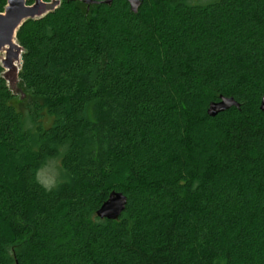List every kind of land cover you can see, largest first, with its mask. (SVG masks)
Segmentation results:
<instances>
[{
	"label": "trees",
	"instance_id": "16d2710c",
	"mask_svg": "<svg viewBox=\"0 0 264 264\" xmlns=\"http://www.w3.org/2000/svg\"><path fill=\"white\" fill-rule=\"evenodd\" d=\"M16 39L0 264H264V0H61ZM220 96L240 107L209 117ZM113 191L125 209L99 219Z\"/></svg>",
	"mask_w": 264,
	"mask_h": 264
},
{
	"label": "water",
	"instance_id": "95a60500",
	"mask_svg": "<svg viewBox=\"0 0 264 264\" xmlns=\"http://www.w3.org/2000/svg\"><path fill=\"white\" fill-rule=\"evenodd\" d=\"M28 0H7L4 11L0 13V66L3 69L1 77L6 81L9 90L15 95L9 85L11 73H15L18 86V73L22 65L23 49L18 44L16 34L19 28L27 20H37L44 17L46 14L56 10L61 0H33L31 4H27ZM65 2H81L87 7L94 4L102 3L110 5L113 0H64ZM128 3L132 13H137L141 0H124ZM18 66V67H17ZM231 107L239 108L240 105L233 98L220 96L216 102H211L207 108V115L215 117L221 112H224ZM259 110L264 113V95L261 97ZM127 203L126 197L119 192H111L108 199L102 203L96 211V216L99 219L117 220L124 211Z\"/></svg>",
	"mask_w": 264,
	"mask_h": 264
},
{
	"label": "rangeland",
	"instance_id": "374dc122",
	"mask_svg": "<svg viewBox=\"0 0 264 264\" xmlns=\"http://www.w3.org/2000/svg\"><path fill=\"white\" fill-rule=\"evenodd\" d=\"M210 0H200V2H207ZM3 54H0V57ZM18 67V66H17ZM16 73V72H15ZM15 73H11L9 78V85L16 97L14 99V103L21 108V104H26L28 99V94L25 96L22 95V98L19 99V95L21 94V89L17 88V79L15 78ZM89 117L92 119L94 115L93 107L89 108L88 112ZM59 161L51 160L45 166H43L37 173V178L39 182L47 188H50L56 184L57 178L59 177Z\"/></svg>",
	"mask_w": 264,
	"mask_h": 264
},
{
	"label": "flooded vegetation",
	"instance_id": "af4514ba",
	"mask_svg": "<svg viewBox=\"0 0 264 264\" xmlns=\"http://www.w3.org/2000/svg\"><path fill=\"white\" fill-rule=\"evenodd\" d=\"M32 2H33V1H32ZM32 2H31V3H32Z\"/></svg>",
	"mask_w": 264,
	"mask_h": 264
}]
</instances>
